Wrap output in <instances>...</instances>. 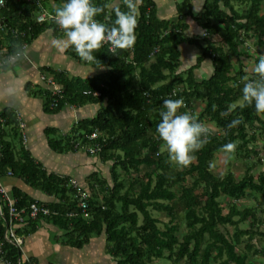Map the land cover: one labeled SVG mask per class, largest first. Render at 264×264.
I'll list each match as a JSON object with an SVG mask.
<instances>
[{
    "label": "trees",
    "instance_id": "16d2710c",
    "mask_svg": "<svg viewBox=\"0 0 264 264\" xmlns=\"http://www.w3.org/2000/svg\"><path fill=\"white\" fill-rule=\"evenodd\" d=\"M92 2L102 9L97 19L108 24L117 8L126 10L124 0L114 7H110L112 0ZM263 2L203 0L201 11L195 13L192 0H180L176 15L164 18L158 16L153 0H135L137 24L131 47L116 54L108 52L107 45L96 50L94 65L101 70L91 76L47 70L61 86L60 96L44 86L30 87L29 94L42 97L44 109L50 112L68 105L99 104L93 116L78 119L66 135L56 136L49 132L54 129L47 130L52 149L85 151L80 147L97 142L100 151L95 155L102 162H111L112 184L102 180V196L89 197L84 212L68 178L48 173L22 146L14 150V141L6 137L19 136V123L12 112L2 111L0 177L9 172L58 200L46 204L49 215L29 219L26 225L34 229L41 218L52 219L66 230V241L75 248L103 234L114 264H254L250 256H264L260 243L264 229L259 230L264 218L256 216V206L240 209L237 203L244 198L264 201V172L253 176L254 165L249 164L236 178L230 170L216 175L211 168L216 153L230 150L226 148L229 143L235 144L238 157L258 154L256 132H264V114H257L251 106L241 107L240 87L256 77L244 70L241 57L248 55L244 46L247 40L264 47ZM37 12V5L25 0H7L0 9V20L4 21L0 25V50L5 48L7 57L12 56L13 45H28L49 28L63 32L55 22L38 23L33 16ZM186 17L192 18L202 32L187 33ZM214 35L216 42L211 39ZM184 42L199 47V53L194 64L179 71V46ZM66 52L81 59L71 47ZM232 58L238 63L236 69ZM205 59L211 61L212 72L198 78L195 71ZM168 98H181L183 106L178 111L195 115L208 130L207 142L192 154L194 160L181 168L169 159L163 142L155 135L162 100ZM195 100L203 103L197 114L193 113ZM233 119L240 122L229 127ZM94 130L97 138L90 139ZM141 166L146 168L143 173ZM133 170L138 172L136 177L131 176ZM10 195L17 207H27L35 200L17 189ZM222 198L227 199V212H223ZM0 205L6 216L1 198ZM152 211L170 217L162 228ZM3 215L0 213L3 257L16 264L20 249L4 239ZM241 223L248 226L241 227ZM17 230L21 233L22 229Z\"/></svg>",
    "mask_w": 264,
    "mask_h": 264
},
{
    "label": "crops",
    "instance_id": "0c3cea01",
    "mask_svg": "<svg viewBox=\"0 0 264 264\" xmlns=\"http://www.w3.org/2000/svg\"><path fill=\"white\" fill-rule=\"evenodd\" d=\"M119 1L112 0L110 7L116 6ZM139 1L141 0H136ZM153 1L158 8V16L173 18L176 14V3L180 0ZM41 3L50 11L62 5L63 0H60V3H57V0H42ZM192 3L193 8L197 7L194 12L199 13L203 0H192ZM0 22L4 23L3 20ZM196 27L195 23L193 28ZM64 40L63 32L49 28L26 45V57L21 61H16L13 56L7 57L5 48L0 50V61L4 59L9 61L7 64L0 63V114L4 110L10 111L19 124L23 123L19 136L13 138L9 134L6 137L14 141L15 151L22 146L29 152L33 161L40 164L48 173L66 177L68 183L76 180L81 188L88 190L90 198L99 199L102 196L101 181L105 180L107 184L111 182L108 178L111 177L110 172L108 174L111 162H102L97 155H90L82 150L56 151L50 147L47 135L48 128L54 129L49 132H55L56 136L66 135L78 119L93 116L99 104L68 105L58 112H50L44 109L42 97L29 94L31 86H44L51 90L46 78H43L52 77L47 70L65 71L81 77L91 76L99 71L100 68L94 64L69 55L63 47ZM91 68L94 69L92 72ZM2 121L0 117V125H3ZM0 182L9 193L12 189H17L45 206L58 201L55 196L47 195L41 189L26 184L23 179L9 172L0 177ZM72 189L74 190L73 187ZM21 229L23 244L19 258L22 261L32 259L38 264H114L106 251L103 234L92 236L81 248H75L66 241V230L52 219L41 218L34 229H30V225L26 224H23ZM0 264H4L1 259Z\"/></svg>",
    "mask_w": 264,
    "mask_h": 264
},
{
    "label": "clouds",
    "instance_id": "9594fccd",
    "mask_svg": "<svg viewBox=\"0 0 264 264\" xmlns=\"http://www.w3.org/2000/svg\"><path fill=\"white\" fill-rule=\"evenodd\" d=\"M4 0H0V5ZM126 10L117 8L110 24L101 22L97 17L102 9L92 0H63L62 6L54 9L52 19L63 31V47L71 49L85 62L95 64L94 53L102 46H108V52L116 54L119 50L131 47L135 42L137 7L135 0H124ZM12 56L16 61L26 57L23 44L13 45ZM4 59L0 63L7 64ZM254 79H248L240 87L241 107L251 106L257 114H264V56L253 67ZM183 106L181 98L163 99L158 112L155 135L163 142L169 159L179 166H187L192 154L207 142V128L197 117L188 111L179 112ZM223 115H228L225 111ZM240 121L233 119L229 127ZM227 149H234L229 143Z\"/></svg>",
    "mask_w": 264,
    "mask_h": 264
},
{
    "label": "rangeland",
    "instance_id": "374dc122",
    "mask_svg": "<svg viewBox=\"0 0 264 264\" xmlns=\"http://www.w3.org/2000/svg\"><path fill=\"white\" fill-rule=\"evenodd\" d=\"M57 3H60V0H57ZM262 5L264 6V2ZM196 9L197 7H194L193 11H195ZM262 10L264 11V7L262 8ZM198 11L200 12L201 9ZM36 14L37 13H34L33 16H36ZM191 19L190 18L184 19L189 24V30H187V33L189 34L190 33H194V34L201 33L202 31H201V28H199L200 26L197 25L196 28H193V26H195V23L191 21ZM211 39L216 42V40H218V37L214 35V36H211ZM244 46L247 47L248 55H243L241 57V62L243 64L244 70L251 74L253 72V67H254V63L256 62V59L260 58L261 56H264V47L254 45L251 40H247ZM179 47L181 51V65L179 67V71H180V70L186 69L187 67L195 63V59L199 53V47L194 46V45H189L188 43H185V42L181 43ZM243 47H241L240 49L243 50L244 49ZM232 62H233L234 68L236 69L238 67V63L235 61V58H232ZM211 67L212 66H211L210 60L203 61V63L201 64V67L195 71L196 76L198 78H200L201 76H204V77L209 76L212 72ZM93 70L94 69L91 68L90 72H92ZM240 102L241 101H239L238 103ZM194 105L195 107H194L193 113L197 114L200 111L201 107L203 106V103L201 101L195 100ZM212 129L215 130V127L213 125H212ZM256 135H257V140L255 142L256 143L255 146L258 152L257 155L252 154L248 158L238 157L235 154L234 149H230L227 152H218L216 153V155L211 161V164H212L211 168H212L213 173L216 175H223L227 171L230 170L233 172L236 178H240L244 174L249 164L254 165V168L251 170V173L253 174V176H257L259 172H264V132L262 133L260 132V130H257ZM191 160L193 161L194 159L192 158ZM177 168H181V166L177 165ZM140 169H141V173H143L146 168L144 166H141ZM118 171L120 172V170ZM108 174H109V170H108ZM137 175H138V172H135L134 170L131 171L132 177H136ZM108 178L110 180V176ZM127 183L128 182H126V184ZM110 184L112 183L110 182ZM222 201L224 205L223 212H227V207H226L227 199L222 198ZM237 203L239 204L240 209L246 206H256V212H255L256 216L264 218V201L263 200L259 199V201L256 202V200H254L253 198H244V199L239 200ZM152 215L157 217L160 220V223L158 225L161 228L163 227V224L168 222L170 218L165 212L152 211ZM179 222L181 226H183V222H181V219L179 220ZM240 226L246 227L248 225L247 224L245 225V223H241ZM228 229H230V226H228ZM263 229H264V223L261 224L259 230H263ZM258 237L259 236H257V238ZM257 238L254 239V242L257 241ZM60 240L62 241V239ZM260 243L261 245L264 246V236H263V239L260 241ZM241 247H242V244L240 245V248ZM249 258L254 261V264H264V256L262 255H253V256H250Z\"/></svg>",
    "mask_w": 264,
    "mask_h": 264
},
{
    "label": "built area",
    "instance_id": "2783aa9c",
    "mask_svg": "<svg viewBox=\"0 0 264 264\" xmlns=\"http://www.w3.org/2000/svg\"><path fill=\"white\" fill-rule=\"evenodd\" d=\"M7 0H4V3L0 5V9L4 7ZM27 2H34L38 7V12L35 16V20L38 23L41 22H54L52 19V12L46 10L41 1L42 0H25ZM60 29V28H59ZM26 48V44H24V49ZM43 77V76H42ZM46 78L47 83L51 86L52 94L54 95H61L62 88L59 84H57L52 77H43ZM95 95H99L98 92H94ZM54 102L52 105H55ZM19 127H23V123L19 124ZM97 131H92L89 134L90 139H96L97 138ZM80 146V143L77 144ZM80 148H84L85 151H87L89 154H97L100 151V144L97 142H94L93 144L82 146ZM69 184L74 188L75 190V197L78 201V206L81 208V210L85 211L88 207V200H89V192L86 189L81 188V186L78 185L76 180H71ZM0 198L3 199L5 207H6V216L3 215L2 208L0 205V213L3 215V225L5 227L4 230V239L8 240L13 243L17 248L21 250L22 244H23V236L22 234L18 233V228H20L23 224H26V222L29 219H35L39 215H49L51 213L50 209L37 202L36 200L31 201L27 207H17L15 204V199L12 198L10 193L5 189V187L0 182ZM72 214V213H71ZM3 241H0V259L4 264H12L8 260H6L3 257ZM29 260L22 261L21 258L17 259L16 264H25ZM30 264H38L36 261H32Z\"/></svg>",
    "mask_w": 264,
    "mask_h": 264
},
{
    "label": "water",
    "instance_id": "95a60500",
    "mask_svg": "<svg viewBox=\"0 0 264 264\" xmlns=\"http://www.w3.org/2000/svg\"><path fill=\"white\" fill-rule=\"evenodd\" d=\"M3 22H0V24H2Z\"/></svg>",
    "mask_w": 264,
    "mask_h": 264
}]
</instances>
